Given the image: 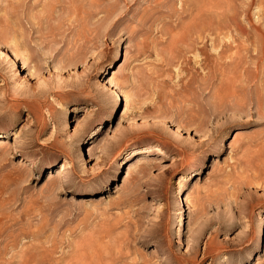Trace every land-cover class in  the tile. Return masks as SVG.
<instances>
[{"label": "rangeland", "instance_id": "374dc122", "mask_svg": "<svg viewBox=\"0 0 264 264\" xmlns=\"http://www.w3.org/2000/svg\"><path fill=\"white\" fill-rule=\"evenodd\" d=\"M0 264H264V0H0Z\"/></svg>", "mask_w": 264, "mask_h": 264}, {"label": "bare ground", "instance_id": "6f19581e", "mask_svg": "<svg viewBox=\"0 0 264 264\" xmlns=\"http://www.w3.org/2000/svg\"><path fill=\"white\" fill-rule=\"evenodd\" d=\"M63 169V168H62ZM130 171H131V169H130ZM129 171V173L127 174V176H126V179H125V181L126 180H128V178L130 177V175H131V172Z\"/></svg>", "mask_w": 264, "mask_h": 264}]
</instances>
